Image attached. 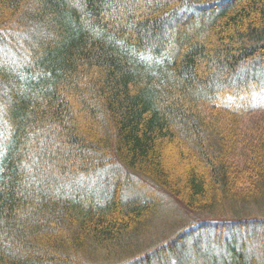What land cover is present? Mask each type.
I'll use <instances>...</instances> for the list:
<instances>
[{
	"label": "trees",
	"instance_id": "trees-1",
	"mask_svg": "<svg viewBox=\"0 0 264 264\" xmlns=\"http://www.w3.org/2000/svg\"><path fill=\"white\" fill-rule=\"evenodd\" d=\"M255 104L264 0H0V264H264Z\"/></svg>",
	"mask_w": 264,
	"mask_h": 264
},
{
	"label": "rangeland",
	"instance_id": "rangeland-1",
	"mask_svg": "<svg viewBox=\"0 0 264 264\" xmlns=\"http://www.w3.org/2000/svg\"><path fill=\"white\" fill-rule=\"evenodd\" d=\"M242 127L243 128H255V127H261L264 125V113H262V107H259L257 104L253 105L252 111L247 113L246 115H244L243 117V121H242ZM262 128V127H261ZM264 128V127H263ZM180 157V156H179ZM168 161V162H167ZM177 159L175 157V155H173V153L171 154V149L167 151L166 153V162L168 164V166L174 167L175 168V172H177V174L181 173L182 171V163H177ZM236 162V167L238 164L241 165L240 162V158L239 155H237V157L234 160ZM170 163V164H169ZM177 164V165H175ZM112 181V180H111ZM124 182H127L128 184H133L135 186L137 179H128L127 181L123 180ZM101 188V187H100ZM130 189L131 186L129 185ZM127 189L126 187L123 188V192L125 195H130L131 193L134 194V192L125 190ZM135 190V194H139L141 195V193H144V191H140L138 189H134ZM138 191V192H137ZM166 201V202H165ZM163 202V206L160 208L161 211L159 213V215L157 217H155V219H153L152 222V230L150 231V233L146 232L145 235L148 236V238L142 240V242L144 241L143 244L144 246H148V248H151V246H155L158 243H160L161 241H163L162 239L169 237L173 234H175L176 232H178L179 230L182 231L184 230L185 232H190L191 230H198L200 224H196L194 226H189L190 222H193L192 218L194 217V215L192 216V214H190L188 211H186L184 209V207L180 204H178L174 199L170 198V197H166L165 200H162ZM162 205V204H161ZM195 219V218H194ZM198 219V218H197ZM208 224V223H207ZM212 230L208 229V231H206V235H208V237L204 238L203 235L201 237L202 239V246L201 250L204 251H210L213 248V245L211 244V241L214 240L212 238ZM199 234V233H197ZM157 237V238H156ZM198 235L195 236V238H197ZM194 236H192V239L187 240V242L185 243V245L192 243L195 240ZM194 239V240H193ZM188 249L186 251V253H188Z\"/></svg>",
	"mask_w": 264,
	"mask_h": 264
},
{
	"label": "bare ground",
	"instance_id": "bare-ground-1",
	"mask_svg": "<svg viewBox=\"0 0 264 264\" xmlns=\"http://www.w3.org/2000/svg\"><path fill=\"white\" fill-rule=\"evenodd\" d=\"M193 216V215H192ZM201 216V215H200ZM210 221V220H209ZM207 223V222H206Z\"/></svg>",
	"mask_w": 264,
	"mask_h": 264
}]
</instances>
